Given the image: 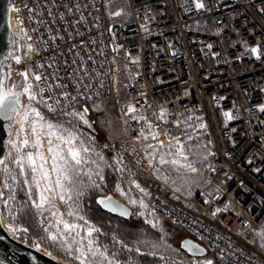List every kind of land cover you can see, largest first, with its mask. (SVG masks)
Instances as JSON below:
<instances>
[{
  "label": "built area",
  "instance_id": "1",
  "mask_svg": "<svg viewBox=\"0 0 264 264\" xmlns=\"http://www.w3.org/2000/svg\"><path fill=\"white\" fill-rule=\"evenodd\" d=\"M201 2L9 0L13 60L38 99L52 85L50 102L68 112L112 98L124 73V133L144 149L179 155L189 137L204 136L205 187L184 206L138 191V211L183 231L213 264H264V0ZM203 258L184 255L191 264Z\"/></svg>",
  "mask_w": 264,
  "mask_h": 264
},
{
  "label": "rangeland",
  "instance_id": "2",
  "mask_svg": "<svg viewBox=\"0 0 264 264\" xmlns=\"http://www.w3.org/2000/svg\"><path fill=\"white\" fill-rule=\"evenodd\" d=\"M124 11H126L125 8ZM126 18H128V15H126ZM119 19L124 20L125 17L123 16ZM15 50L13 41L11 55L13 62ZM22 70V66L20 69H8L4 81V87L6 89L19 93L21 108L18 112H21L20 119L14 118L15 123L13 122L12 135L6 146L7 155L5 162L8 168L11 169V176L16 177L15 180L9 178L8 183L13 185L16 199L10 203V206H5L3 203H0V219L5 225L4 232L16 241L44 250L48 256L64 264H79V261L73 258L75 255H78L75 251V246H73L72 249L73 255L69 256L65 254L60 241L52 242L46 239L48 231L55 232L56 230L52 227L55 223V218L51 216V211H56L57 215H62L65 220L84 225V221L67 215L70 208L74 204H78V215L83 216L90 225H94L99 229V232H94L92 234V239L96 241L97 246H100L101 249L107 246V254L109 256L113 252L118 253L115 264H128L129 256H122L120 252L122 245L114 241L112 239L113 237H110V239L114 242L112 244H116V247L110 245L106 240L101 239V235H103L101 229L87 216L84 209V199L88 193L94 191L98 192L100 195L106 194L107 184L104 178L101 179L100 177H103V173L106 169H110L116 180H121L120 192L116 191L113 186V192L111 193L115 194L121 201L132 208L133 211L130 220L138 217L153 230H156L155 234H144L138 241H152L170 247H146L138 244V241L134 243L133 240L130 242H123V244L127 245L128 248H130L128 243H131L132 248L138 247L140 251L137 252V254L145 255L146 258L150 260L146 264H167V261H161L160 256H165L169 260L176 262V264H191L192 260H185L184 255L186 254L180 253L178 246L181 238L178 236L175 238L171 237L168 231L170 228L178 229L177 227L160 219L151 223L145 221V215H141L143 212L138 211L137 207L140 200L138 191L143 189L144 191L141 192L148 196H152L155 194V191H158V193H162L172 201L183 206L189 203L193 195L205 187L209 175V149L206 138L204 136L191 137V139L185 142V148L179 155H176L175 151L166 154L157 152L154 149H144L140 146L137 139L126 138L123 121L119 113V104L125 97L122 82L126 75L123 73L121 75L118 90L112 98L106 102H99L87 107L89 112L86 114L85 118L88 124H84L78 119H75L76 130L78 134H80L81 139L85 141V146L89 147L90 151L84 154L85 161L82 162L81 165L76 166L79 168L80 174L73 177L74 183L64 182L69 191L62 193L60 189H57L55 187L56 174L50 172L49 178L52 181L53 191L47 193V195L52 197V204L55 205V208H51V205L46 204L44 206L45 211L40 212L39 209L33 206V200H36L37 197L36 190L32 188L31 198L29 195L31 173H26V175L21 176L20 169L12 163V160L18 156L26 155L27 152H35V149L31 146L21 147L24 139H32L30 131L33 117L30 113L28 120H22L25 108L26 106L38 107L47 119L53 121L64 122L73 118L47 115L41 105H37L35 101H30L28 93L24 91V87L29 83V79L27 78V80H25V77L20 75V73H23ZM65 126L68 127L69 125L65 123ZM22 128L23 131H21ZM42 143L44 144L42 150L47 157L46 138L42 137ZM14 144L19 148V151L13 148ZM9 153H11V156H9ZM118 153L123 156V160L116 157ZM100 156H103L104 159L100 160ZM161 156L169 162L161 164ZM173 160H178L179 163H171ZM92 161H96V163H92ZM188 165H191V168H189ZM46 167H48L49 170L51 169L50 158L47 161ZM193 168L195 171H192ZM89 173H91V175H89ZM96 173H99V175ZM5 176L6 173L2 166L0 169V191H5V193H7L8 190L2 187ZM25 180H28L29 184H25ZM137 185H139V187H137ZM61 195L65 197L63 201L60 199ZM69 197H71V199H69ZM132 200L137 201V203H131L130 201ZM22 205L24 206L23 214L30 213L39 229V235L34 236L31 241L25 239L28 230L23 231V229L27 228L21 221L23 214L20 209ZM135 222L136 220H132V224H135ZM88 226L89 225H84V228L80 229L82 236L86 235L85 228ZM105 236L108 235L105 234ZM116 240L122 241V239H118L117 237ZM82 244L86 246L87 241H82ZM150 252H155L156 255H149L148 253ZM132 260L135 261V264H140L137 257L132 258ZM206 260L210 259L203 258L202 260H195V262L196 264H203V261ZM85 264H87V261Z\"/></svg>",
  "mask_w": 264,
  "mask_h": 264
},
{
  "label": "snow or ice",
  "instance_id": "3",
  "mask_svg": "<svg viewBox=\"0 0 264 264\" xmlns=\"http://www.w3.org/2000/svg\"><path fill=\"white\" fill-rule=\"evenodd\" d=\"M195 6L197 9L204 8V4L201 0H195ZM114 15H120L119 12L114 13ZM23 31V29H21ZM31 49V45H29ZM252 53H256L257 49L252 48ZM16 62L20 63L21 58L16 57ZM20 75L25 77L27 80L26 73H20ZM36 81H41V75H35ZM43 79H47L43 77ZM57 87H64L62 85H57ZM24 91L28 93L29 100L35 101L37 105H43L47 108L48 112L53 115L63 116V117H71L73 119H69L67 121H53L47 119L40 109L35 106H26L24 115L22 120H28L29 114L32 115L31 120V131L30 135L32 137L31 140L24 139L22 141L21 147L31 146L35 149V152H27L26 155H21L12 160L19 169L20 175L24 176L26 173H31V187L29 189V195L31 198L32 188H34L37 192L36 200H33V206L40 210V212L45 211V205H51V208H55V205L52 204V197L47 195L53 191L52 181L50 180V172L56 174L55 187L60 189L62 193L69 191V189L65 186V181L68 183H74L73 177L78 176L80 174V170L78 167L85 161V155L90 151L89 147L85 146V141L81 139L80 134H78L76 130L75 119H78L84 124H88L87 119L85 118L87 109H83L82 111H66L65 105L61 104L59 99H55L54 103L50 101L53 100L55 93L52 91V85H48V92L50 95H40L39 99L37 98L36 92L33 91V85L31 83H27L24 87ZM44 87H39V92L41 94L45 93ZM63 96L67 97L68 93H62ZM72 101L76 100V97H71ZM20 106V98L19 93L13 92L4 87V82L0 79V117L5 120H11L12 117L19 111ZM262 110H264V105L261 106ZM129 112L135 111L132 106L128 108ZM164 113L161 114L163 117ZM225 116L230 120L232 116L229 113H225ZM138 119L144 120L145 117H139ZM190 119V118H189ZM65 123L69 126L66 127ZM90 126V125H89ZM149 129L153 126L151 124L148 125ZM199 127L203 128L204 125H199ZM23 131V128L21 129ZM160 133L153 131L151 133L153 139H155ZM165 135H168L166 132ZM42 137L47 140V153L48 156H45L44 144L42 143ZM147 138V137H145ZM177 143H179L178 137H173ZM191 139V137H189ZM56 141V142H54ZM152 147V145H149ZM13 148L16 151H19V148L16 145H13ZM11 156V153H9ZM50 158L51 160V169L49 170L46 167L47 161ZM186 158V157H185ZM104 157L100 156V160H103ZM163 156L160 158V163H168ZM92 163H96V161H92ZM173 164H178V160L171 161ZM0 166L4 167V171L6 173L4 182L2 187L7 189V193L5 191H0V203H3L5 206H10V203L15 201V189L12 184L8 183L9 178L15 180V176H11V169L8 168L4 159H0ZM191 168V165H188ZM192 171H195L193 168ZM99 175V173H96ZM91 175V173H89ZM103 179V177H100ZM25 184H29L28 180L24 181ZM139 187V185H137ZM117 190L119 191V185H117ZM141 191H144L141 189ZM61 201L65 199L64 195L60 196ZM71 199V197H69ZM131 203L135 204L137 201L132 200ZM98 203L102 204L106 208H110L112 211H116L118 209H122V206L118 205L115 201L111 199V197H105L98 201ZM142 207H147V205L143 204V201H140ZM78 204H74L67 215L71 217H75L81 221H84V225H89L85 228L86 235L82 236L80 229L84 228V225L78 224L75 222H70L65 220L62 215H57L56 211H51V216L55 218V223L52 225L56 230L55 232L48 231L46 239L52 242L60 241L61 247L64 250L66 255L72 256V249L75 246V251L78 255H75L73 258L79 261V264H115V261L118 257V253H111L109 256L107 246H104L101 249L100 246H97V243L94 239H92V234L94 232H99V229L94 225H90L87 220L83 216L78 215ZM24 206H21V213L23 214ZM50 210V209H49ZM219 211V209L217 210ZM122 214L127 215L126 210H122ZM143 215V213H141ZM215 215V213L213 214ZM62 226V227H58ZM23 231H27V229H23ZM262 238H264V234H261ZM43 239V238H42ZM117 243L122 245V250H127L129 252L136 251L139 252L140 249L137 248H128L127 245L123 244V241L116 240V237L112 238ZM87 241V245L84 246L82 241ZM143 246H150L152 248L158 247H170L163 244H158L152 241L140 240L137 242ZM183 247L187 248L189 251L193 253V255L202 254L205 249L201 248L199 245L194 244L190 240H185L183 242ZM149 255H156L155 252L148 253ZM161 261H167V264H176V262L169 260L165 256H160ZM128 264H135V261L129 257ZM203 264H213V261L206 260L203 261Z\"/></svg>",
  "mask_w": 264,
  "mask_h": 264
},
{
  "label": "water",
  "instance_id": "4",
  "mask_svg": "<svg viewBox=\"0 0 264 264\" xmlns=\"http://www.w3.org/2000/svg\"><path fill=\"white\" fill-rule=\"evenodd\" d=\"M9 0H0V76H1V60L7 55L9 50L12 48L13 38L9 26V10H8ZM87 109V113L89 112L87 107H83V109ZM19 106V111H20ZM18 111V112H19ZM18 112L16 114H18ZM16 114L12 117V119L5 120L0 117V159L6 160L7 149L6 145L9 138L12 135V128L14 118ZM2 166H0V169ZM105 197H111L113 201H115L118 205L122 206V209H118L116 211H112L110 208L104 207L102 204L98 203L99 200ZM97 205L104 211L120 218L123 220H128L132 216V209L123 201L118 199L112 193H106L103 195H99L96 198ZM122 210L127 211V215L122 214ZM185 240H190L194 244L199 245L201 248L205 249L202 245L195 242L193 239L189 237H184L180 240L179 245L181 249L191 257L203 258L207 256V251L199 255H193L191 251L187 248L183 247V242ZM0 264H64L50 256L42 254L37 250L33 249L31 246L25 245L19 241L12 239L2 227V222L0 219Z\"/></svg>",
  "mask_w": 264,
  "mask_h": 264
},
{
  "label": "trees",
  "instance_id": "5",
  "mask_svg": "<svg viewBox=\"0 0 264 264\" xmlns=\"http://www.w3.org/2000/svg\"><path fill=\"white\" fill-rule=\"evenodd\" d=\"M11 43L13 44L12 40ZM12 55V48L9 50L7 55L1 60V76L0 79L5 81V74L8 69L13 68H21L20 65L15 64L11 56ZM103 178L105 180V183L107 184L106 187V193L113 192V184L116 181L115 176L113 175V172L110 169H106L103 173ZM100 194L98 192H92L88 193L84 199V209L87 216L98 225V227L101 229L103 235H101V239L106 240V242H109L110 245L113 247H116V244H112L114 242L111 241L110 237H117L118 239H122V241L130 242L134 241L136 243L138 239L145 235H153L156 233V230H153L148 224L143 222L140 218L136 217L135 219H129V220H123L120 219L104 210H102L96 203V198ZM132 220H136L135 224H132ZM22 224L27 228L28 233L25 235V239L27 241H31V239L34 236L39 235V229L35 224V221L32 218V215L30 213H24L21 217ZM169 233L171 234V237H179L183 239L184 237H188L183 231L179 229H173L170 228ZM108 235V236H105ZM29 239V240H28ZM180 239V240H181ZM131 247V243H128ZM180 253L186 254L180 247L178 246ZM115 249V248H114ZM117 249V248H116ZM121 255L122 256H129V257H137L139 259L140 264H146L150 260L146 258L145 255H138L136 251L129 252L127 250L121 249ZM187 255V254H186ZM209 257V255H207Z\"/></svg>",
  "mask_w": 264,
  "mask_h": 264
},
{
  "label": "bare ground",
  "instance_id": "6",
  "mask_svg": "<svg viewBox=\"0 0 264 264\" xmlns=\"http://www.w3.org/2000/svg\"><path fill=\"white\" fill-rule=\"evenodd\" d=\"M21 113V112H20ZM20 113H18L17 115H16V117H15V119H20ZM15 123V122H14ZM8 143V142H7ZM7 146V145H6ZM2 227H3V229H5V225L2 223ZM32 247V246H31ZM33 249H35V250H37L38 252H40V253H42V254H45V255H47L48 256V254L44 251V250H42V249H39V248H35V247H32Z\"/></svg>",
  "mask_w": 264,
  "mask_h": 264
}]
</instances>
